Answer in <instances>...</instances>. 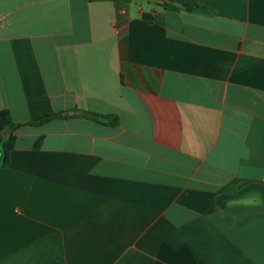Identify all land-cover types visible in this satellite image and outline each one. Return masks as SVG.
Returning <instances> with one entry per match:
<instances>
[{"label":"crops","instance_id":"1","mask_svg":"<svg viewBox=\"0 0 264 264\" xmlns=\"http://www.w3.org/2000/svg\"><path fill=\"white\" fill-rule=\"evenodd\" d=\"M0 0V264H264V0Z\"/></svg>","mask_w":264,"mask_h":264},{"label":"trees","instance_id":"2","mask_svg":"<svg viewBox=\"0 0 264 264\" xmlns=\"http://www.w3.org/2000/svg\"><path fill=\"white\" fill-rule=\"evenodd\" d=\"M91 1H112V0H91ZM164 10L172 11H188L193 12L198 10L199 6H192L178 0H159L157 3ZM70 118H84L93 122L107 125L117 126L119 124V118L117 116H104L92 112L86 111H75L70 115L66 113H54L45 117H41L33 122L21 124L13 121L11 114L8 110L0 111V149L3 151L2 166L5 167L10 162L11 152L14 150L16 145L15 132L24 125L40 127L48 122L61 119Z\"/></svg>","mask_w":264,"mask_h":264},{"label":"rangeland","instance_id":"3","mask_svg":"<svg viewBox=\"0 0 264 264\" xmlns=\"http://www.w3.org/2000/svg\"><path fill=\"white\" fill-rule=\"evenodd\" d=\"M0 161H3V151L0 149Z\"/></svg>","mask_w":264,"mask_h":264}]
</instances>
